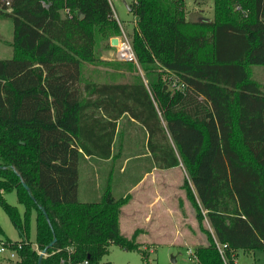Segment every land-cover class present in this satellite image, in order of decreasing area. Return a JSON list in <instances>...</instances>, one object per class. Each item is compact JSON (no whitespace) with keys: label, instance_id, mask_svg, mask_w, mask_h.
Returning a JSON list of instances; mask_svg holds the SVG:
<instances>
[{"label":"trees","instance_id":"obj_1","mask_svg":"<svg viewBox=\"0 0 264 264\" xmlns=\"http://www.w3.org/2000/svg\"><path fill=\"white\" fill-rule=\"evenodd\" d=\"M185 4L131 0L134 79L83 83L97 44L122 35L110 0H0L14 22V55L0 59V204L20 236L6 241L15 264H101L113 243L142 250L121 232L131 197H117L111 180L99 199L79 198L81 162L118 157L124 115L156 164L186 168L205 237L187 248L193 261L238 264L240 251L264 249V90L252 76L264 66V0H214V18L198 21Z\"/></svg>","mask_w":264,"mask_h":264},{"label":"rangeland","instance_id":"obj_2","mask_svg":"<svg viewBox=\"0 0 264 264\" xmlns=\"http://www.w3.org/2000/svg\"><path fill=\"white\" fill-rule=\"evenodd\" d=\"M116 17L127 33L129 39L134 32V14L128 9L123 0H111ZM186 9L188 10V19L191 21H198L202 16L214 18V0H187ZM213 8V9H212ZM118 37V36H116ZM114 38V37H113ZM111 43V41H110ZM106 42L97 44V55L100 60L95 63L86 62L83 67V83L86 81L104 82L109 80L128 81L133 80L136 73L132 68L129 69L126 62H137L135 60H123L118 57L120 45H112L110 48L105 46ZM14 55V22L9 16H0V59H9ZM122 70V71H120ZM121 72H124L121 75ZM252 76L261 83L264 90V66L254 65L252 68ZM116 149H126L130 155L134 157L132 161L136 160L135 156L147 151L146 147V133L141 125L124 119L121 121L119 133L116 140ZM130 166V164H129ZM84 168L86 164L82 161L80 164V179H79V198L81 200H97L95 195H87V182L84 181ZM186 169V168H185ZM181 166V173H174L171 178L173 187L176 189L175 193L178 194L179 190L182 193V199L177 205L176 215L174 219H164L162 231H167L165 234H158L154 231L152 235L153 242H146V249L143 250H126L117 244H111L109 253H107L101 260V264H197L191 258L187 251L188 247L201 245L204 242V234L199 227V222L196 219L195 210L192 207L190 200L187 198L186 190L183 186L184 180L187 177V171ZM161 172L162 171H156ZM158 179H163L158 176ZM95 183L100 184L103 189L106 185L107 179L98 173ZM117 179V176H116ZM117 181V180H114ZM115 183V182H114ZM95 186V185H94ZM195 190V188H194ZM117 197H120V192L115 189ZM170 196L173 195L169 192ZM7 201L18 207L19 211L23 214L25 206L18 201L16 191L5 194ZM179 198L177 197V202ZM176 202V203H177ZM155 230V226L153 227ZM176 232V235L172 234ZM138 233L133 234L138 242ZM156 237V238H155ZM19 241L20 236L18 230L14 226L8 213L0 204V243L7 241ZM30 240L36 242V213L33 212L31 221ZM173 240V242H172ZM156 242H172L175 245H158L154 248ZM140 245V244H139ZM12 249H7L5 252L0 253V264H15L18 257L11 258L10 254ZM143 255L147 259H143ZM175 259V260H173ZM238 264H264V249H259L254 252L240 251Z\"/></svg>","mask_w":264,"mask_h":264},{"label":"crops","instance_id":"obj_3","mask_svg":"<svg viewBox=\"0 0 264 264\" xmlns=\"http://www.w3.org/2000/svg\"><path fill=\"white\" fill-rule=\"evenodd\" d=\"M123 1L132 12V8L130 7L131 0ZM186 11L188 13L187 9ZM199 19L211 20L213 18L202 16ZM135 24L134 20V27ZM124 119H130V121L139 124L128 115H124L119 120V128L121 121ZM113 155L118 157L103 159L86 156V159L83 160L84 165L86 164V168L83 169L84 181L87 182L86 194L89 196L95 195L97 198H100L109 180H111L113 191L117 189L120 192V197L129 195L131 199L122 207L120 214L121 232L128 238L138 233L139 249L143 250L147 248L145 246L146 242H153L152 235L154 231L158 234H168L167 231H162L165 229L162 228L163 220L175 218L177 205H179L182 199L180 190L178 194L175 193L176 189L172 186L173 180L171 176L178 172L181 174L180 177H182L181 166L184 169L185 166L181 163L169 168L160 167V165L154 162L148 147L147 151L135 156L136 160L134 161H132L134 157L130 155V152H127L123 148L117 150L115 146ZM156 171H162V173ZM98 173L107 179L103 189L100 187V184H95L96 180H98ZM158 176H162L163 179H158ZM169 192L173 195L170 196ZM177 197L179 198L178 202ZM154 226L155 230H153ZM172 234L176 235V232L172 231ZM172 242H156L154 248L156 249L158 245H175Z\"/></svg>","mask_w":264,"mask_h":264},{"label":"built area","instance_id":"obj_4","mask_svg":"<svg viewBox=\"0 0 264 264\" xmlns=\"http://www.w3.org/2000/svg\"><path fill=\"white\" fill-rule=\"evenodd\" d=\"M111 2V0H110ZM118 19V18H117ZM119 20V19H118ZM120 23V22H119ZM121 25V24H120ZM122 27V26H121ZM119 38V44L120 45V48H119V52H118V57L120 59H123V60H135L137 61V57H136V54H135V51L133 49V46H132V43H131V39H129L127 33L124 31V29L122 28V35L118 36ZM118 44V45H119ZM227 247L226 244H219V248H220V251L221 253L223 254L224 256V251H225V248ZM7 249H12V252L10 254V257L11 258H16L18 257L19 259V254H18V251L16 250V248H13L9 243H5V242H2L0 243V253H3L5 252ZM66 251L69 253V254H72L74 252V247L71 246V245H68L66 246ZM188 253L191 255L193 250L192 249H188L187 250ZM42 253V252H41ZM82 264H92L89 260H84L82 262Z\"/></svg>","mask_w":264,"mask_h":264},{"label":"water","instance_id":"obj_5","mask_svg":"<svg viewBox=\"0 0 264 264\" xmlns=\"http://www.w3.org/2000/svg\"><path fill=\"white\" fill-rule=\"evenodd\" d=\"M111 43H112V45H114V46L118 45V44H119V38H118V37H114V38H112ZM55 241H56V239H54V241L51 243V245H53ZM45 253H46V249H45L44 251H42L41 254L44 255ZM41 257H42V256H41ZM173 260H175V259H173Z\"/></svg>","mask_w":264,"mask_h":264}]
</instances>
